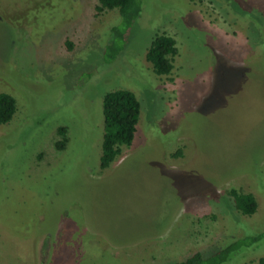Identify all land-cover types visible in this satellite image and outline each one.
<instances>
[{
	"label": "rangeland",
	"instance_id": "rangeland-1",
	"mask_svg": "<svg viewBox=\"0 0 264 264\" xmlns=\"http://www.w3.org/2000/svg\"><path fill=\"white\" fill-rule=\"evenodd\" d=\"M95 6L0 0V93L16 105L0 125V264H173L263 233L264 0H140L126 29ZM156 34L175 43L163 77L144 59ZM118 89L139 116L100 170L101 99ZM259 258L264 236L222 264Z\"/></svg>",
	"mask_w": 264,
	"mask_h": 264
},
{
	"label": "trees",
	"instance_id": "trees-1",
	"mask_svg": "<svg viewBox=\"0 0 264 264\" xmlns=\"http://www.w3.org/2000/svg\"><path fill=\"white\" fill-rule=\"evenodd\" d=\"M194 1V0H188ZM117 10L125 29L140 13V0H97L94 10L99 13L104 10ZM114 39H117L115 34ZM174 40L164 34H156L152 37L146 50L144 59L150 65L151 72L158 77L169 75L172 70V61L176 55ZM113 47V42L109 46ZM117 49L110 51L114 54ZM110 58V55H109ZM16 110L15 100L6 93H0V125L8 123ZM140 105L135 96L122 89L105 93L101 99L102 135L98 168L107 169L120 155L121 148L131 145L135 134V126L139 116ZM57 135L60 140L55 143V149L61 150L66 141L65 129L58 128ZM235 211L241 216L249 217L255 213L256 203L250 194H242L230 190ZM264 236V232L245 240H237L224 246L215 254L203 258L196 252L182 261L173 264H222L240 247L258 242ZM249 264H264V258Z\"/></svg>",
	"mask_w": 264,
	"mask_h": 264
}]
</instances>
